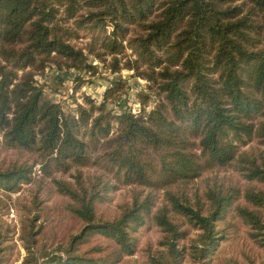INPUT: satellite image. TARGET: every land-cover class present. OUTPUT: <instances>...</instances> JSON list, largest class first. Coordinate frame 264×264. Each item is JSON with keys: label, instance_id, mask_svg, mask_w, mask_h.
<instances>
[{"label": "trees", "instance_id": "1", "mask_svg": "<svg viewBox=\"0 0 264 264\" xmlns=\"http://www.w3.org/2000/svg\"><path fill=\"white\" fill-rule=\"evenodd\" d=\"M90 58L146 82L136 113L120 80L74 111L35 81ZM12 205L20 264H264V0H0V264Z\"/></svg>", "mask_w": 264, "mask_h": 264}, {"label": "rangeland", "instance_id": "2", "mask_svg": "<svg viewBox=\"0 0 264 264\" xmlns=\"http://www.w3.org/2000/svg\"><path fill=\"white\" fill-rule=\"evenodd\" d=\"M89 62L95 66V71L91 75L88 73H79L73 70L60 72L56 69H47L44 74H37L35 76V81L38 85L44 88L46 96L53 102L60 104L63 110L74 111L76 105L83 104V97L89 96L93 99L96 104H99L102 101L103 92L110 87V84L116 80H120L128 86L126 94L121 96L120 100L115 101L114 103L107 106L108 110H111L115 114L130 109L133 113L138 111L137 101L135 100V94L138 92H146V82L140 78H132L131 72L128 70L121 71L118 75H113L108 72L104 64L95 61L93 58L89 59ZM80 76V81H77V77ZM75 85H80L79 89L76 91L73 90ZM154 99V97H153ZM137 105V106H136ZM254 146V144H253ZM248 148H242L241 150H247ZM39 167H36L38 170ZM220 176L227 175L228 172L219 173ZM203 180L199 181L197 185L201 186ZM28 186H23L22 190L14 195H11L13 200L17 198L26 197ZM130 189H121L113 193L110 196L111 202L109 207L115 206L126 200L130 195ZM12 210L4 216L6 222L10 225L12 230H14L13 239L10 244L12 247L9 251L10 264H20L25 252L18 241V225L19 217L17 210L12 205ZM157 239V234L155 230L144 229L138 233V243L139 250L144 247L146 244L154 243ZM243 240L242 235H237L236 237H229L225 242H223L217 252L216 256H226L234 251L239 250L242 246ZM140 260V251L138 254H135L133 257L126 259L122 264H137Z\"/></svg>", "mask_w": 264, "mask_h": 264}, {"label": "built area", "instance_id": "3", "mask_svg": "<svg viewBox=\"0 0 264 264\" xmlns=\"http://www.w3.org/2000/svg\"><path fill=\"white\" fill-rule=\"evenodd\" d=\"M136 104L138 105V106H137V105H136V106H137V107H138V109H139V104H138V103H136Z\"/></svg>", "mask_w": 264, "mask_h": 264}]
</instances>
